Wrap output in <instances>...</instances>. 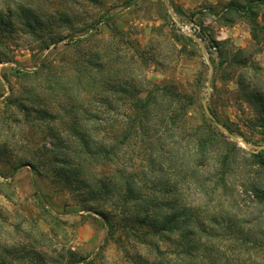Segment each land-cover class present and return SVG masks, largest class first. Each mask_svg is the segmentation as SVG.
Here are the masks:
<instances>
[{"label": "rangeland", "instance_id": "rangeland-1", "mask_svg": "<svg viewBox=\"0 0 264 264\" xmlns=\"http://www.w3.org/2000/svg\"><path fill=\"white\" fill-rule=\"evenodd\" d=\"M167 1L0 0V264H264V0Z\"/></svg>", "mask_w": 264, "mask_h": 264}, {"label": "water", "instance_id": "water-1", "mask_svg": "<svg viewBox=\"0 0 264 264\" xmlns=\"http://www.w3.org/2000/svg\"><path fill=\"white\" fill-rule=\"evenodd\" d=\"M162 1H163L164 4L166 5V8L168 9V11L171 13L172 17H175V15H174V13H173V10H172L171 6L169 5L168 1H167V0H162ZM190 36H191V38L194 40V42H196V43L199 45V47H200V49H201V53H202L203 56L205 57V59H206L208 65H209L210 67H212V66H211V62H210V58H209V56H208L207 49H206L205 45H204V44H203V43H202L197 37H195L192 33L190 34ZM208 89H209V87H208ZM202 106H203V109H204V113H205V115H206L209 119L214 120L215 118H214V117L212 116V114L210 113V110H209L208 105H207V98L202 100ZM215 125H216V127H217L218 129H220L223 133H225L226 135H230V134H229V131H228L225 127H223V126L220 125L219 123H216ZM232 140H233L235 143H238V142H239V140H238L237 138H232ZM241 142H242V144L245 146V148H246L247 150H249V151H251V150H264V145H263V146L250 145V144H249L248 142H246V141H241Z\"/></svg>", "mask_w": 264, "mask_h": 264}, {"label": "trees", "instance_id": "trees-1", "mask_svg": "<svg viewBox=\"0 0 264 264\" xmlns=\"http://www.w3.org/2000/svg\"><path fill=\"white\" fill-rule=\"evenodd\" d=\"M245 13H248V12H246L245 11ZM255 22V21H254ZM253 32V31H252ZM255 32V31H254ZM215 118V117H214ZM211 120V119H210ZM213 123H219L218 121H217V119L215 118L214 120H211ZM227 129V128H226ZM228 130V129H227ZM229 131V130H228ZM229 134H230V131H229ZM229 136V135H228ZM260 164L261 165H264V161L263 160H260ZM253 193H254V196H255V198H257L258 200H259V202H263L264 203V193H262V192H260L258 189L256 190H253ZM133 221V220H132ZM135 221H138L137 220V218L135 217ZM138 223H140V224H143V223H145V219H141ZM159 226H160V228H159ZM151 227L152 228H154L155 230L157 229L158 230V228H159V230H161V231H163V230H165V229H168V230H175L176 229V227L174 226V225H171V223L169 222V223H163V224H161L160 223V225H158L156 222L155 223H152V225H151ZM165 228V229H164ZM256 244H261L260 242H258V243H256ZM181 254H183L182 252L181 253H179V254H177V256L175 257L176 259H175V261H174V264H183V260L181 259V257H180V255ZM28 255V254H27ZM192 255V254H191ZM177 260V261H176Z\"/></svg>", "mask_w": 264, "mask_h": 264}]
</instances>
